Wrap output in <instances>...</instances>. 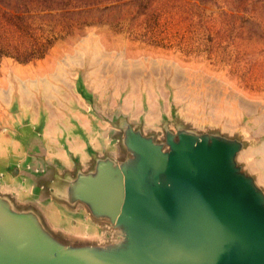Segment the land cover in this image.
<instances>
[{
	"label": "water",
	"instance_id": "1",
	"mask_svg": "<svg viewBox=\"0 0 264 264\" xmlns=\"http://www.w3.org/2000/svg\"><path fill=\"white\" fill-rule=\"evenodd\" d=\"M75 93L87 129L20 102L0 123V264H264V138L161 92Z\"/></svg>",
	"mask_w": 264,
	"mask_h": 264
},
{
	"label": "rangeland",
	"instance_id": "2",
	"mask_svg": "<svg viewBox=\"0 0 264 264\" xmlns=\"http://www.w3.org/2000/svg\"><path fill=\"white\" fill-rule=\"evenodd\" d=\"M3 2L10 12L15 0ZM30 16L35 32L61 37L39 59L0 57V123L18 116L21 100L69 107L80 81L105 104L161 92L264 138V0H118Z\"/></svg>",
	"mask_w": 264,
	"mask_h": 264
},
{
	"label": "trees",
	"instance_id": "3",
	"mask_svg": "<svg viewBox=\"0 0 264 264\" xmlns=\"http://www.w3.org/2000/svg\"><path fill=\"white\" fill-rule=\"evenodd\" d=\"M118 0H15L10 12L0 8V57L10 56L18 62L26 63L33 59L42 58L54 40L61 37L60 32L47 34L35 32L31 12L54 11L64 16L84 8L98 7L102 3H114ZM4 3L3 0H0ZM37 31L40 29L38 26ZM62 29L71 28L66 23ZM64 31V33L69 30ZM50 34V35H49Z\"/></svg>",
	"mask_w": 264,
	"mask_h": 264
},
{
	"label": "crops",
	"instance_id": "4",
	"mask_svg": "<svg viewBox=\"0 0 264 264\" xmlns=\"http://www.w3.org/2000/svg\"><path fill=\"white\" fill-rule=\"evenodd\" d=\"M20 103L22 104V107L27 108V112H31L34 118L39 115L40 109L45 111L47 119L45 130L47 131L52 130L54 127L56 128L59 125L68 128L70 125H72V121L73 123L76 122L77 124L81 125L83 128L87 129L89 127V119L87 115L80 109L82 107V102L79 97L77 100H75V103L73 102L69 107L63 105L61 108L50 107L45 102H37V106L32 104L33 102H25L23 104L22 100Z\"/></svg>",
	"mask_w": 264,
	"mask_h": 264
}]
</instances>
